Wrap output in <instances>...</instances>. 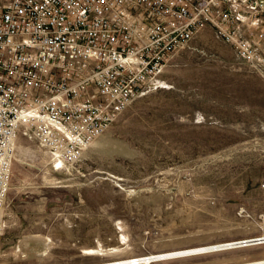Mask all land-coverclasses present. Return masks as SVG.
I'll use <instances>...</instances> for the list:
<instances>
[{"label": "rangeland", "instance_id": "1", "mask_svg": "<svg viewBox=\"0 0 264 264\" xmlns=\"http://www.w3.org/2000/svg\"><path fill=\"white\" fill-rule=\"evenodd\" d=\"M19 139L29 154L13 162L0 264H96L264 236V76L209 26L78 163L55 170ZM259 260L264 244L153 264Z\"/></svg>", "mask_w": 264, "mask_h": 264}, {"label": "built area", "instance_id": "2", "mask_svg": "<svg viewBox=\"0 0 264 264\" xmlns=\"http://www.w3.org/2000/svg\"><path fill=\"white\" fill-rule=\"evenodd\" d=\"M204 26L264 76V0H0V248L15 139L79 161Z\"/></svg>", "mask_w": 264, "mask_h": 264}, {"label": "bare ground", "instance_id": "3", "mask_svg": "<svg viewBox=\"0 0 264 264\" xmlns=\"http://www.w3.org/2000/svg\"><path fill=\"white\" fill-rule=\"evenodd\" d=\"M132 103H130L127 108L131 105ZM122 114V113H121ZM120 114V115H121ZM119 115V116H120ZM118 116V117H119ZM117 117V118H118ZM117 120V119H116ZM115 120V121H116ZM114 121V122H115ZM111 127V126H110ZM109 127V128H110ZM106 132V131H105ZM104 132V133H105ZM103 135V134H102ZM101 135V136H102ZM24 137L22 134H20L17 139H15L14 142V160H15V155H16V148H17V141L19 137ZM99 136V137H101ZM98 137V138H99ZM25 138V137H24ZM97 138V139H98ZM27 139V138H25ZM97 139H95L94 141H96ZM29 140V139H27ZM30 142H33L37 145V147L41 150H43L49 157L51 160V165H53V160L51 155L45 150L42 149L36 142L29 140ZM90 147V146H89ZM88 147V148H89ZM85 148L83 150V155L85 153V151L88 149ZM83 155L81 157V159L83 158ZM81 159L79 161H81ZM13 160V162H14ZM74 162V163H70V164H62L65 167L67 166H71L73 164L78 163ZM6 208H7V204H6ZM6 208H4L3 211V217H4V222H5V230H4V235L7 229V220H6ZM3 235V238H4ZM264 236L262 237H258V238H247V239H242V240H236V241H230V242H223V243H218V244H212V245H207V246H199V247H194V248H188V249H180V250H174V251H170V252H165V253H157V254H149V255H142V256H137V257H131V258H125V259H118V260H114V261H107V262H102V263H96V264H153L155 262H159V261H163V260H168V259H172V258H182V257H190L192 255H196V254H207V253H212V252H217V251H223V250H230V249H234L237 247H247V246H253V245H259L258 243H260L259 240L263 239ZM251 241H254L255 243H249ZM3 244V243H2ZM2 247V245H1ZM117 250V249H116ZM104 252L105 250L102 247L96 248V249H87L85 252L89 255H96V254H100V252ZM0 252H1V248H0ZM101 255V254H100ZM103 255V254H102ZM132 260H137L136 263H132ZM264 263V260H259V261H254V262H248V263H241V264H262Z\"/></svg>", "mask_w": 264, "mask_h": 264}, {"label": "crops", "instance_id": "4", "mask_svg": "<svg viewBox=\"0 0 264 264\" xmlns=\"http://www.w3.org/2000/svg\"><path fill=\"white\" fill-rule=\"evenodd\" d=\"M20 141L21 140L19 139V141H18V147H17V152H16L15 160H14L18 164L16 167H18L19 165H22L23 161L26 159L27 154H29L28 151H27L28 148L25 147V145L22 144L23 142L21 143Z\"/></svg>", "mask_w": 264, "mask_h": 264}, {"label": "water", "instance_id": "5", "mask_svg": "<svg viewBox=\"0 0 264 264\" xmlns=\"http://www.w3.org/2000/svg\"><path fill=\"white\" fill-rule=\"evenodd\" d=\"M249 243L251 244V243H255V242H254V241H251V242H249Z\"/></svg>", "mask_w": 264, "mask_h": 264}]
</instances>
